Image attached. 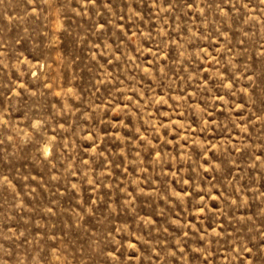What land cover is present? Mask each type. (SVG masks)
Listing matches in <instances>:
<instances>
[{"label":"rangeland","instance_id":"rangeland-1","mask_svg":"<svg viewBox=\"0 0 264 264\" xmlns=\"http://www.w3.org/2000/svg\"><path fill=\"white\" fill-rule=\"evenodd\" d=\"M0 264H264V0H0Z\"/></svg>","mask_w":264,"mask_h":264}]
</instances>
